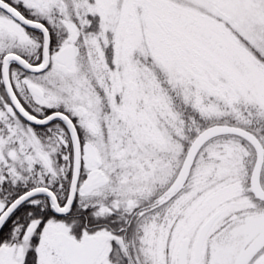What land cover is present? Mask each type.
I'll return each mask as SVG.
<instances>
[{
    "label": "snow or ice",
    "instance_id": "1",
    "mask_svg": "<svg viewBox=\"0 0 264 264\" xmlns=\"http://www.w3.org/2000/svg\"><path fill=\"white\" fill-rule=\"evenodd\" d=\"M0 264H264V0H0Z\"/></svg>",
    "mask_w": 264,
    "mask_h": 264
}]
</instances>
